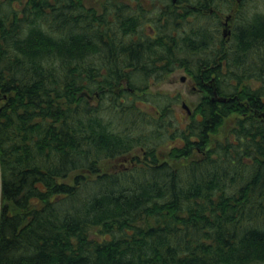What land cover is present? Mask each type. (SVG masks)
Instances as JSON below:
<instances>
[{
	"label": "trees",
	"instance_id": "obj_1",
	"mask_svg": "<svg viewBox=\"0 0 264 264\" xmlns=\"http://www.w3.org/2000/svg\"><path fill=\"white\" fill-rule=\"evenodd\" d=\"M93 1L0 0V264H264V12ZM182 67L185 117L149 91Z\"/></svg>",
	"mask_w": 264,
	"mask_h": 264
},
{
	"label": "rangeland",
	"instance_id": "obj_2",
	"mask_svg": "<svg viewBox=\"0 0 264 264\" xmlns=\"http://www.w3.org/2000/svg\"><path fill=\"white\" fill-rule=\"evenodd\" d=\"M104 0H94L95 4H102ZM244 8L249 12H255L256 10H260L264 12V0H253L248 1L244 5ZM224 9L218 10L217 15L220 17L221 22L226 19V16L229 13L234 14V10ZM232 27L234 26L233 22H230ZM221 25V24H220ZM219 25V26H220ZM223 25L220 27V33L222 34ZM185 78V79H183ZM149 91L151 92H164V93H171V94H178L180 95L181 101L177 106L178 112L182 116H186L188 110L183 106V102H186L193 112L197 104L202 100V98L206 95V93L199 89L194 81V77L189 73V71L182 67L178 68L172 73L168 74L163 81L159 83H154L150 86ZM239 117L237 114H233L229 116L222 126L218 129V131L213 135V139H223L225 138L229 131L231 130L232 126L235 124L236 119ZM142 152L139 148L134 149L130 153L126 155H122L116 158H108L101 161V169L103 172H113L117 168H121L125 165L130 164V160L135 155H140ZM161 158L170 161L171 163L175 164L174 161L169 157L166 151L161 152Z\"/></svg>",
	"mask_w": 264,
	"mask_h": 264
},
{
	"label": "flooded vegetation",
	"instance_id": "obj_3",
	"mask_svg": "<svg viewBox=\"0 0 264 264\" xmlns=\"http://www.w3.org/2000/svg\"><path fill=\"white\" fill-rule=\"evenodd\" d=\"M249 0H234L232 4H229L225 9H229V8H232L231 10H234V14L233 13H229L227 16H226V19L224 21L221 22L220 20V17H219V24L223 25V31H222V34L221 36L226 40V43H228L234 32H235V29L237 28V25L240 23L241 19H240V13L241 14H246L247 13V10L244 8V5L246 4V2H248ZM174 4L176 5V7H179V8H182L185 6V2H183L182 0H173ZM158 5H162V2H158L157 3ZM205 9V8H203ZM219 11L220 10H224L222 8L218 9ZM217 10V11H218ZM208 11V12H207ZM205 12L207 14H213L215 12V8L212 6L210 9L208 10H205ZM230 22H233L234 26L232 27V30L230 29L231 27V24ZM221 25L219 26V32H220V27Z\"/></svg>",
	"mask_w": 264,
	"mask_h": 264
},
{
	"label": "water",
	"instance_id": "obj_4",
	"mask_svg": "<svg viewBox=\"0 0 264 264\" xmlns=\"http://www.w3.org/2000/svg\"><path fill=\"white\" fill-rule=\"evenodd\" d=\"M218 100L226 101L227 98L218 97ZM183 106L188 110L189 113H191V110L186 102H183ZM262 115L264 116V114ZM1 204H2V170H1V163H0V216H1Z\"/></svg>",
	"mask_w": 264,
	"mask_h": 264
}]
</instances>
